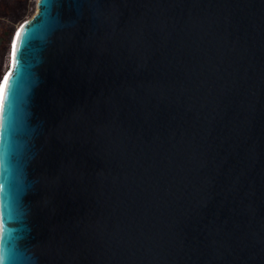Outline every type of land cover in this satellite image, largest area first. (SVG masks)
<instances>
[{
  "label": "water",
  "instance_id": "obj_1",
  "mask_svg": "<svg viewBox=\"0 0 264 264\" xmlns=\"http://www.w3.org/2000/svg\"><path fill=\"white\" fill-rule=\"evenodd\" d=\"M0 264H264V0H37L0 84Z\"/></svg>",
  "mask_w": 264,
  "mask_h": 264
},
{
  "label": "trees",
  "instance_id": "obj_2",
  "mask_svg": "<svg viewBox=\"0 0 264 264\" xmlns=\"http://www.w3.org/2000/svg\"><path fill=\"white\" fill-rule=\"evenodd\" d=\"M36 9L37 0H0V84L10 68L14 36Z\"/></svg>",
  "mask_w": 264,
  "mask_h": 264
},
{
  "label": "rangeland",
  "instance_id": "obj_3",
  "mask_svg": "<svg viewBox=\"0 0 264 264\" xmlns=\"http://www.w3.org/2000/svg\"><path fill=\"white\" fill-rule=\"evenodd\" d=\"M36 11H37V9H36ZM36 11H35V13H36Z\"/></svg>",
  "mask_w": 264,
  "mask_h": 264
},
{
  "label": "snow or ice",
  "instance_id": "obj_4",
  "mask_svg": "<svg viewBox=\"0 0 264 264\" xmlns=\"http://www.w3.org/2000/svg\"><path fill=\"white\" fill-rule=\"evenodd\" d=\"M15 47V46H14Z\"/></svg>",
  "mask_w": 264,
  "mask_h": 264
}]
</instances>
